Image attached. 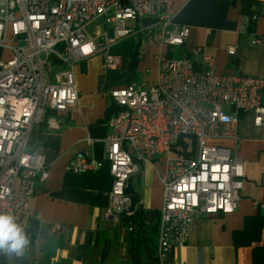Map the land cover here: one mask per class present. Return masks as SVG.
<instances>
[{
  "label": "built area",
  "instance_id": "1",
  "mask_svg": "<svg viewBox=\"0 0 264 264\" xmlns=\"http://www.w3.org/2000/svg\"><path fill=\"white\" fill-rule=\"evenodd\" d=\"M171 4L172 0H0V48L13 54L0 61V212H12L25 231L20 217L28 211L36 182L49 178L45 157L29 151L32 129L43 125L50 111L65 113L78 106L77 65L101 55L106 70L117 71L123 59L112 48L156 27L161 30L156 80L109 89L116 112L102 142L103 159L79 153L66 172L92 174L108 165L113 181L105 218L121 221L133 214L127 189L139 164L162 158L166 173L158 223L159 264L187 245L194 216L237 210L244 186L238 155L241 123L248 117L264 137V78L216 74L204 47L192 48L188 56L168 53L186 46L191 35L189 27L173 23ZM148 18L154 22L145 27L142 21ZM248 25L246 17V31ZM152 38L142 40L140 60ZM253 45L264 47V37ZM228 54L235 56L236 49L228 48ZM181 138L194 139L195 147L188 155L176 156ZM224 141L233 145L210 144ZM86 143L92 146L95 140L87 138ZM64 230L55 226L52 233Z\"/></svg>",
  "mask_w": 264,
  "mask_h": 264
},
{
  "label": "crops",
  "instance_id": "2",
  "mask_svg": "<svg viewBox=\"0 0 264 264\" xmlns=\"http://www.w3.org/2000/svg\"><path fill=\"white\" fill-rule=\"evenodd\" d=\"M245 11L256 16L253 31L244 29ZM170 12L173 23L189 27L191 35L186 46L168 53L188 56L192 48L204 47L213 58L216 74L264 78V47L253 45L256 38L264 37V0H172ZM153 22L148 18L142 24L150 27ZM160 34L157 27L143 33L144 38H153L145 46L138 72L146 66L149 73L147 66L152 65L155 74L138 85L156 80ZM230 47L236 49L235 56L228 54ZM12 55L0 48L1 62ZM75 79L78 106L65 113L48 112L45 123L35 126L29 136L30 153L44 156L49 172L46 181L36 182L28 211L20 217L30 247L22 258L0 254V264H154L166 165L162 158L153 164L141 163L139 173L129 181L128 194L139 199L143 212L140 228L123 219H106L110 185L104 189L81 186L78 175L68 174L66 168L79 153L103 159L102 142L110 132L114 105L109 89L128 83L110 85L101 55L77 65ZM240 136L244 186L237 210L230 215L194 216L187 245L172 252L164 264H254L255 252L264 249V137L248 117L242 119ZM87 138L95 144L88 146ZM221 144L233 145L231 141ZM55 226L65 230L53 234Z\"/></svg>",
  "mask_w": 264,
  "mask_h": 264
},
{
  "label": "trees",
  "instance_id": "3",
  "mask_svg": "<svg viewBox=\"0 0 264 264\" xmlns=\"http://www.w3.org/2000/svg\"><path fill=\"white\" fill-rule=\"evenodd\" d=\"M247 18H249L248 30L253 31L254 22L253 14H249L245 11L244 13ZM144 39V35L138 34L135 37L124 40L118 45L112 48V53L115 55H120L123 59V70L121 71H108L109 73V83L110 85H119L124 83H131L133 78H135L139 64L141 62L139 58V48L141 42ZM112 113L109 115L111 118L116 112V108L112 107ZM109 118V119H110ZM195 147V140L192 138H181L176 145L174 154L176 156L188 155L192 153L190 150H193ZM81 181V186H86L89 188L104 189L110 185L112 186L113 178L110 175L109 166L105 165L100 171L92 174H81L76 176ZM128 193V190H127ZM133 199V214L129 217L125 216L123 221L129 224L131 227L140 228L141 217L143 212L139 207V199L136 196H132ZM255 221H250L249 223H254ZM158 227V226H157ZM235 240L237 236L235 235ZM154 264H158L157 257L154 259ZM254 264H264V249L258 250L254 254Z\"/></svg>",
  "mask_w": 264,
  "mask_h": 264
},
{
  "label": "clouds",
  "instance_id": "4",
  "mask_svg": "<svg viewBox=\"0 0 264 264\" xmlns=\"http://www.w3.org/2000/svg\"><path fill=\"white\" fill-rule=\"evenodd\" d=\"M31 240L12 212H0V254L22 258Z\"/></svg>",
  "mask_w": 264,
  "mask_h": 264
},
{
  "label": "rangeland",
  "instance_id": "5",
  "mask_svg": "<svg viewBox=\"0 0 264 264\" xmlns=\"http://www.w3.org/2000/svg\"><path fill=\"white\" fill-rule=\"evenodd\" d=\"M147 68H150V72L149 73H146L145 69H146V66L143 67V69L137 73L136 77L133 78L132 82L134 83H138L140 84L141 82L147 80V81H150L153 79L154 77V74H155V69L153 68V66H147ZM123 70V64L120 68L119 71ZM146 82V81H145ZM210 144H216V145H221V142H210Z\"/></svg>",
  "mask_w": 264,
  "mask_h": 264
}]
</instances>
